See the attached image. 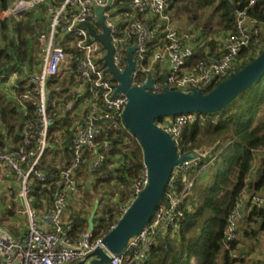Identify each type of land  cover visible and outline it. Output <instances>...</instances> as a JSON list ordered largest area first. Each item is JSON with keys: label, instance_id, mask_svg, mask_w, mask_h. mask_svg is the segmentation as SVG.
Segmentation results:
<instances>
[{"label": "built area", "instance_id": "2783aa9c", "mask_svg": "<svg viewBox=\"0 0 264 264\" xmlns=\"http://www.w3.org/2000/svg\"><path fill=\"white\" fill-rule=\"evenodd\" d=\"M233 2L232 29L215 38V49L206 46L205 58L193 65L195 36L167 13L171 0H14L8 8H0L1 24L11 17L23 16L38 4L44 7V20L35 29L34 58L27 62L15 55L11 61L0 58V92L5 99L11 93V105L19 121L11 133L0 117V133L5 141L0 147V219L4 218L0 220V264H75L103 247L104 236L118 222L98 235L94 221L81 233L73 232L74 212L79 207L71 206V201L79 203L85 192L95 191L98 173L105 165L114 175L110 181L113 185L104 191L110 199L111 189L117 193L116 187H124L118 168L128 162L125 154L133 140L139 143L124 123L128 97L116 91L119 82L106 72V51L81 23L88 22L102 32L96 10L105 8L114 62L120 71L128 66V52L135 47L132 85L142 86L152 77L154 83L149 90L153 93L163 92L166 86L182 91L207 90L238 71L251 54L250 50L243 56V48L260 42L264 35V20L255 14L261 11L258 0ZM60 120L63 124L52 132ZM199 120L209 117L183 113L157 119L156 124L173 137L181 156L188 153L178 148L183 131ZM68 131L69 152L64 149ZM115 147L122 152L113 154ZM215 147L195 150L193 158L174 167L164 198L151 220L129 240L120 257L110 254L111 264H145L160 237L177 236L187 209V195L216 157ZM252 151L255 162L228 217L224 245L233 259H256L263 264L264 230L253 251L230 248L254 226L246 222L250 213L254 209L264 213V193H253L248 188L258 163L264 159V145ZM103 183L101 180L98 184ZM148 183L144 163L127 200L113 203L112 213L119 210L120 219ZM100 199L104 201L96 197L94 220L106 215L104 209L99 211ZM81 204L79 210L88 208L86 200ZM15 217L19 233L8 226L10 218Z\"/></svg>", "mask_w": 264, "mask_h": 264}, {"label": "trees", "instance_id": "16d2710c", "mask_svg": "<svg viewBox=\"0 0 264 264\" xmlns=\"http://www.w3.org/2000/svg\"><path fill=\"white\" fill-rule=\"evenodd\" d=\"M13 1L0 0V8H8ZM199 1L203 5H212L215 2V0ZM171 2L173 4L175 0H171ZM257 7L261 11L255 14L264 20V0H258ZM216 9L223 22V30L232 29L235 21L233 0H220ZM33 13V11H28L19 19L11 17L0 24L2 32L0 58L11 61L15 55L24 60L28 52L36 48L37 45L33 47L32 41L39 21L34 18ZM202 39V37H196L198 43ZM261 39L263 46L259 54L264 49V35ZM208 44L214 48L213 40L209 41ZM252 46L253 43L244 47L241 54L245 56ZM205 55V46H200L191 58V64L193 65L205 58ZM256 57L250 56L239 69ZM215 86L208 87L207 90L209 91ZM199 113L207 115L209 120H199L188 124L183 131L178 148L182 152L189 153L216 146L213 152L216 157L195 180L192 190L187 195L185 202L187 209L184 219L180 222L179 233L175 238L160 237L145 264L248 263L244 259H233L230 256V249L224 245V233L228 217L246 186V179L255 162L252 150L264 145V75L219 112ZM0 117L9 127L11 133L16 131L19 126L18 112L5 101L1 92ZM162 119L163 117L158 118V120ZM61 124H63L61 120L58 121L51 131L55 132ZM70 138L71 133L68 131L64 141V149L68 152ZM117 140H121V138ZM4 143L3 135L0 133V147ZM117 152H122L119 147H115L113 154ZM125 155L128 162L119 167L118 171L123 175L119 179L120 182L129 191L133 180L139 175L143 167V149L138 142L133 140V146ZM109 160L111 161V159ZM98 175L99 180L95 185L104 180V183L111 187L110 181L114 175L107 165ZM179 186L180 188L183 187L182 180L179 182ZM248 188L253 193H264V159L258 163ZM119 192L120 196L124 195L120 188ZM105 208L106 215L95 219V235L106 233L110 226L119 220L120 216L115 217L112 213L113 207L111 205H106ZM87 220L86 216L76 219L74 235L81 233L87 227ZM247 222H253L254 226L251 228L252 231H246V234L254 238L257 237L258 240L260 232L264 230V213L254 209ZM240 244L241 240L234 241L230 244V248H237L242 252L245 249H242Z\"/></svg>", "mask_w": 264, "mask_h": 264}, {"label": "water", "instance_id": "95a60500", "mask_svg": "<svg viewBox=\"0 0 264 264\" xmlns=\"http://www.w3.org/2000/svg\"><path fill=\"white\" fill-rule=\"evenodd\" d=\"M104 9L99 7L96 10L102 32L98 33L88 22L81 23V26L86 27L101 42L103 50L106 51L103 58L106 72L111 73L119 82L116 91L123 92L128 97L123 119L143 149L149 183L115 226L106 233L102 240L103 247H97L87 258L75 264H111L110 254L120 257L129 240L151 220L164 198L174 167L194 157V152L179 155L173 137L156 124L157 119L183 113L219 112L264 75L263 49L253 61L209 91L205 88L182 91L166 86L163 92L153 93L149 90L154 83L152 77L142 86L132 85V72L135 68L132 53L135 47L128 52V66L120 71L114 62V45L110 28L105 23Z\"/></svg>", "mask_w": 264, "mask_h": 264}, {"label": "rangeland", "instance_id": "374dc122", "mask_svg": "<svg viewBox=\"0 0 264 264\" xmlns=\"http://www.w3.org/2000/svg\"><path fill=\"white\" fill-rule=\"evenodd\" d=\"M220 0H215V2L212 5H203L200 4L199 0H175V2L170 6L168 9V14L172 16L174 20H176L179 24H181L183 27L187 28L188 31H191L196 37H202L206 39L212 38L213 43L215 42V38L220 37L222 35L223 31V22L220 19V15L216 9L217 4ZM33 10H38L39 12H44V7L42 4L34 6ZM28 12V11H27ZM26 12V13H27ZM115 19H119L120 16H114ZM0 31V35H1ZM263 46V41L260 39V42L254 44L251 48V54L250 56H258L259 51L261 50ZM246 57V58H247ZM247 58V59H248ZM246 59V60H247ZM245 60V61H246ZM11 105V103H9ZM212 165V164H211ZM100 189H98V194L103 191H107L108 186L106 184H101ZM122 193L124 194V187H121ZM114 189H111L110 195L113 196V198H117L120 195V193H114ZM85 195H87V201L90 203L87 209V214L89 215V219L87 222L89 224L93 223V217L92 214L97 210L96 205V194L93 191L85 192ZM128 196V195H127ZM101 197V196H100ZM127 198V197H126ZM123 199L122 201L126 200ZM94 199V200H92ZM121 201V202H122ZM42 212V211H41ZM7 215V214H6ZM9 218L8 216L6 217ZM1 221H4V218L0 219ZM18 219L10 218V224L8 225L10 228H13V231L15 233H19L20 230L16 227ZM252 227V226H251Z\"/></svg>", "mask_w": 264, "mask_h": 264}, {"label": "crops", "instance_id": "0c3cea01", "mask_svg": "<svg viewBox=\"0 0 264 264\" xmlns=\"http://www.w3.org/2000/svg\"><path fill=\"white\" fill-rule=\"evenodd\" d=\"M31 11H33L34 13V18L35 19H37L38 21H39V23H41L44 19H43V16H42V14L43 13H41V12H39L38 10H31ZM44 15V14H43ZM22 17V16H21ZM20 17H16V19H19ZM1 31V30H0ZM223 31H228V30H223ZM204 39V38H203ZM202 39V41L200 42V43H198L197 41H195V39L193 40V46H194V49H195V51L196 50H198L199 49V47L201 46V47H206V46H210L209 44H208V42L209 41H211V40H209V39H206V40H203ZM0 41H1V35H0ZM32 44H33V47H35V40L33 39V41H32ZM213 46H214V49L216 48V43H213ZM210 47H212V46H210ZM36 55V49L35 48H33V50H31V51H29L28 52V54H27V56H26V59H24V61L25 62H27V60L28 59H33L34 58V56ZM14 81V78H12L11 79V82H13ZM13 93V92H12ZM9 94H10V96H9V98H7V99H5V100H7V102L8 103H11L12 104V97H11V93L9 92ZM5 96V95H4ZM4 98H6V97H4ZM105 184V183H104ZM110 185H113L112 183H110ZM100 184H97V185H95L94 187H95V191H93V192H95V194H96V197H100L101 196V198H104V201L102 200V199H100V203H99V211H102V209H104V211L106 210V208H105V206L106 205H111V206H113V203L115 204V203H119L120 201H122L124 198H128V196H129V194H130V188H129V191L124 187V195L123 196H118V199H116V197L115 198H113V196H111V198L109 199L106 195H105V192L103 191V192H100L99 194H98V189H100ZM108 188H110V187H108ZM117 188V192L118 193H120L119 192V188L121 189V187H116ZM89 192V191H88ZM128 195V196H127ZM87 195H84L83 194V197H81L82 199H79L78 201H79V203L78 202H76V200H72L71 201V206H73L74 208H75V206H78L79 207V209L81 208V207H83V204H81L80 205V202L82 201V200H86L87 201ZM127 198H126V200H127ZM94 200V199H93ZM125 201V200H124ZM87 204H88V206L90 205V203L87 201ZM81 206V207H80ZM96 206V205H95ZM78 211H76L75 210V212H74V220L76 221V219H78V218H83V217H87L88 219H89V215L87 214V209L88 208H84V209H82V210H79L78 208H76ZM121 214V212L119 211V210H117V212L114 214L115 215V217H118L119 215ZM93 221H94V223H95V220L93 219ZM246 222H247V220H246ZM93 225V223L92 224H89V223H87V227H91ZM86 227V228H87ZM85 228V229H86ZM250 231H252V230H249L248 232H250ZM77 234H79V233H77ZM76 234V235H77ZM251 235V234H250ZM260 235V234H259ZM258 238H259V236H258ZM258 240H257V237L256 238H254V237H251V236H249V234H246L245 233V235L242 237V239H241V244H240V246H241V248L242 249H245V250H248V251H253L254 249H256V245L258 244ZM261 252H264V248L263 247H261ZM257 261H260V260H254V261H251V262H248V263H246V264H254V263H259V262H257Z\"/></svg>", "mask_w": 264, "mask_h": 264}]
</instances>
